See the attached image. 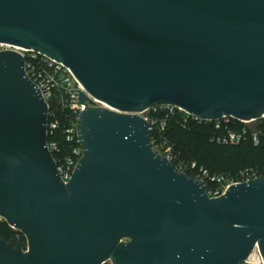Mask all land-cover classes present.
I'll return each mask as SVG.
<instances>
[{
    "label": "water",
    "instance_id": "obj_1",
    "mask_svg": "<svg viewBox=\"0 0 264 264\" xmlns=\"http://www.w3.org/2000/svg\"><path fill=\"white\" fill-rule=\"evenodd\" d=\"M0 43L61 61L87 94L83 155L64 183L47 103L23 57L0 50V264H264V176L209 197L155 153L139 113H264V0H0Z\"/></svg>",
    "mask_w": 264,
    "mask_h": 264
},
{
    "label": "built area",
    "instance_id": "obj_2",
    "mask_svg": "<svg viewBox=\"0 0 264 264\" xmlns=\"http://www.w3.org/2000/svg\"><path fill=\"white\" fill-rule=\"evenodd\" d=\"M10 49L17 51L23 57L24 71L47 103L46 143L54 159L56 172L66 183L72 177L73 169L83 155L76 125L80 112L84 109V105L78 99L80 92L86 93L84 86L76 79L72 70L61 61L25 47L0 43V50ZM87 96L91 100V105L105 106L99 99L97 100L89 94ZM177 113H181L184 123L189 118L198 122L203 120L190 115L174 104L148 107L143 109L139 115L144 117L148 126V140L152 150L165 156L172 163L175 161L177 163L175 166L182 172L192 173L191 177L204 184L209 197H218L232 184L244 183L264 176V166L262 168L246 167L231 173H211L207 168L197 166L193 161H179L172 145L164 136L168 121ZM233 120L241 125L234 127ZM203 121L210 122L215 129L220 130L213 137V140L219 144L240 143L250 138L253 144L257 145L260 140V126L264 125V113L258 117L244 120L232 116H222L214 121ZM59 139L62 140L65 147L60 146Z\"/></svg>",
    "mask_w": 264,
    "mask_h": 264
},
{
    "label": "trees",
    "instance_id": "obj_3",
    "mask_svg": "<svg viewBox=\"0 0 264 264\" xmlns=\"http://www.w3.org/2000/svg\"><path fill=\"white\" fill-rule=\"evenodd\" d=\"M234 127L240 126L241 123L233 120ZM167 129L164 132L165 138L168 140V142L172 145L174 153L177 155L178 160H185V161H193L197 164V166H203L204 168H207L209 172L211 173H231L236 172L240 169H244L246 167H255V168H262L264 166V125L260 126L261 132L259 134L260 140L257 145H254L252 140L250 138L245 139V141H242L239 144L240 150L238 149L235 151V153H232V149L229 151L227 148H225L226 145L219 144L215 140H213V137L220 132L219 129H215L213 124L210 122L205 121H195L191 118L187 119L184 123L182 121L181 113H177L174 115L167 123ZM199 135L200 137H204L207 139L212 145L207 149H203V157L207 158L209 163H214L216 165V162H220V160H225L227 166L230 167H224V168H218L216 170L209 168L205 163H201L194 157H187L185 153L190 152L188 147V139L187 135ZM151 135V134H150ZM60 146L63 148L65 147V144L62 142L61 139H59ZM248 145L249 148L246 149V146ZM256 153L260 158L259 161H255L252 163H248L244 166H231V164L237 163L239 159H245L248 156H250V152ZM231 153V154H228ZM185 156V157H184ZM54 157V156H53ZM174 164H177L175 161H173ZM190 176H193L192 173L187 172ZM16 231L15 234H18L19 237L16 235H12ZM20 237H23V234L18 230H13L8 224L4 222V220H0V239L7 242L14 243L17 240H20ZM237 264H248L245 262H240ZM251 264V263H249Z\"/></svg>",
    "mask_w": 264,
    "mask_h": 264
},
{
    "label": "rangeland",
    "instance_id": "obj_4",
    "mask_svg": "<svg viewBox=\"0 0 264 264\" xmlns=\"http://www.w3.org/2000/svg\"><path fill=\"white\" fill-rule=\"evenodd\" d=\"M187 139H188V147H189V150L191 153L187 152L184 154H188L187 157H194L196 158L198 161H200L201 163H205L209 168L211 169H220V168H224V167H230V166H227L226 164V161L225 160H220V162H216L214 165V163H209L207 158L203 157L204 153H203V149L204 150H207L212 144L207 140L205 139L204 137H200L199 135L195 134V135H187ZM225 148H227L229 151L232 149V153H235V151L239 148V144L238 143H230L229 145H226ZM249 148L248 145L246 146V149ZM240 150V148L238 149V151ZM250 153V156H248L247 158L245 159H239L237 161V163L235 164H231V166H244L248 163H252V162H255V161H259L260 157L256 154V153H252L251 154V151H249ZM228 154H231L228 152ZM185 157V156H184ZM181 161V160H179ZM184 161V160H183ZM0 220H4L3 218L0 217ZM4 222L6 223V221L4 220ZM7 225V223H6ZM13 229V228H12ZM15 230V229H13ZM17 230V229H16ZM14 232V231H13ZM16 231L12 234L13 236L16 235L17 237L18 234H15ZM20 242H22V244L25 246L26 245V239H25V236L23 235V237H20V240H18ZM251 254L253 255L252 259H249L247 260L246 263H251V264H262V259H261V255L260 253L258 252V250L255 248ZM107 264H111V262L109 261Z\"/></svg>",
    "mask_w": 264,
    "mask_h": 264
},
{
    "label": "bare ground",
    "instance_id": "obj_5",
    "mask_svg": "<svg viewBox=\"0 0 264 264\" xmlns=\"http://www.w3.org/2000/svg\"><path fill=\"white\" fill-rule=\"evenodd\" d=\"M252 257H253V255L251 254V255L249 256V259H252Z\"/></svg>",
    "mask_w": 264,
    "mask_h": 264
}]
</instances>
